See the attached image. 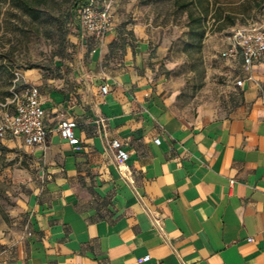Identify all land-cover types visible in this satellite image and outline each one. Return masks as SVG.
I'll use <instances>...</instances> for the list:
<instances>
[{"label":"crops","instance_id":"obj_1","mask_svg":"<svg viewBox=\"0 0 264 264\" xmlns=\"http://www.w3.org/2000/svg\"><path fill=\"white\" fill-rule=\"evenodd\" d=\"M79 39L55 74L21 77L39 87L49 135L1 142L38 181L15 224L0 223V264H264V59H222L224 35L225 102L185 113L146 29ZM63 120L77 123V147ZM113 140L129 153L124 169Z\"/></svg>","mask_w":264,"mask_h":264},{"label":"rangeland","instance_id":"obj_2","mask_svg":"<svg viewBox=\"0 0 264 264\" xmlns=\"http://www.w3.org/2000/svg\"><path fill=\"white\" fill-rule=\"evenodd\" d=\"M72 1L52 0L38 23L0 3V98L9 104L8 112H13L10 96L22 89L19 84L25 72L35 69L55 74L58 64L75 59L80 44L79 19L71 11ZM146 1L95 0V4L111 6L114 26L142 27L156 46L165 48L163 74L167 88L177 94L180 111L196 113L221 107L227 78L219 51L230 31L209 35L201 54L185 53L186 15L176 12L169 0ZM252 20L264 23V12L255 13ZM23 156L0 143V223L15 224L18 217L13 212L21 208L38 181L37 171Z\"/></svg>","mask_w":264,"mask_h":264},{"label":"built area","instance_id":"obj_3","mask_svg":"<svg viewBox=\"0 0 264 264\" xmlns=\"http://www.w3.org/2000/svg\"><path fill=\"white\" fill-rule=\"evenodd\" d=\"M80 21L83 32L98 41L104 40L114 27L110 5L99 10L90 4L82 10ZM226 42L227 46L220 57L228 61L241 58L245 68L249 69L264 59V23L251 22L246 26H237L226 35ZM236 85L242 87L243 81H237ZM102 92L107 94L108 88L102 87ZM12 103L13 112H5L0 117V143L7 138H22L30 147L45 144L49 132L45 127V110L42 107L39 87L24 85L20 91L14 93ZM76 127L77 123L70 120H63L58 126L61 138L73 147L80 143L75 134ZM156 142L160 143L159 140ZM109 150L114 153L119 168L124 169L129 153L121 141L113 140L109 144ZM150 260L151 257L146 256L142 261L146 263Z\"/></svg>","mask_w":264,"mask_h":264},{"label":"trees","instance_id":"obj_4","mask_svg":"<svg viewBox=\"0 0 264 264\" xmlns=\"http://www.w3.org/2000/svg\"><path fill=\"white\" fill-rule=\"evenodd\" d=\"M176 12L187 17L188 40L184 44L185 53L201 54L204 42L209 35L220 34L237 26H246L253 22L254 14L264 12V0H169ZM147 3V1L145 0ZM1 4L10 5L27 16L32 23H38L49 9L52 0H0ZM93 4L96 9H103L95 0H73L72 13L77 14L79 33L81 32L80 16L82 10ZM251 20V21H250ZM22 88V82L19 84ZM16 87V86H15ZM21 90V89H20ZM19 91V90H17ZM16 91V92H17ZM14 93L10 98L13 100ZM7 102L0 98V110ZM9 107V104H6ZM13 108H14V104Z\"/></svg>","mask_w":264,"mask_h":264}]
</instances>
